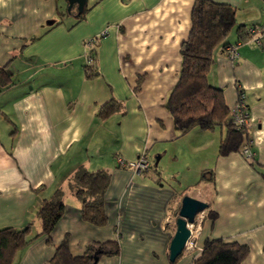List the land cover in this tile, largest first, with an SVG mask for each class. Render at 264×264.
<instances>
[{
	"label": "crops",
	"instance_id": "crops-1",
	"mask_svg": "<svg viewBox=\"0 0 264 264\" xmlns=\"http://www.w3.org/2000/svg\"><path fill=\"white\" fill-rule=\"evenodd\" d=\"M213 1L235 9L227 41L237 43L238 58L230 61L218 46L207 78L223 89L230 110L244 93L253 162L240 152L219 156L217 128L180 136L166 108L194 0H86L79 21L66 0H0V66L8 64L13 77L0 86V228L32 221L42 199L65 188L79 167L111 175L104 226L83 221L79 201L67 193L52 242L38 237L12 264H47L66 235L73 256L101 246L96 264H190L215 238L247 245L241 264H264V34L255 44L237 33L239 25H264V0ZM86 65L98 75L86 77ZM112 99L120 111L100 119L99 108ZM140 154L151 165L146 173L116 162ZM205 169L210 180H200ZM185 195L207 208L194 249L171 262ZM116 240L118 252L109 253L114 248L103 243Z\"/></svg>",
	"mask_w": 264,
	"mask_h": 264
},
{
	"label": "trees",
	"instance_id": "trees-1",
	"mask_svg": "<svg viewBox=\"0 0 264 264\" xmlns=\"http://www.w3.org/2000/svg\"><path fill=\"white\" fill-rule=\"evenodd\" d=\"M84 10L76 13V21L83 18ZM234 24L235 9L231 5L213 0H194L188 36L180 45L181 63L178 78L166 101V108L180 136L195 127L204 130L224 129L218 146L219 156L232 152L241 153L248 140L246 127H239L234 123L232 110L224 102L223 89L210 84L207 78L215 49L231 44L227 38ZM259 26L261 25H239L238 38L241 41L249 40L248 29ZM98 39L99 36L92 39L90 47L93 48ZM85 70L88 78L98 75L96 68L91 65H86ZM11 83L8 64L0 66V86L7 87ZM120 109L121 103L112 99L99 108L97 116L106 119ZM4 119L9 121L7 117ZM253 159L250 162H253ZM212 174V170L205 169L200 174V180H210ZM110 177L107 170L90 171L84 166L79 167L68 178L65 188L58 187L48 198L42 199L32 221L21 228L1 227L0 264H12L16 251L40 236L45 237L47 243L52 242L51 233L64 214L67 193L79 201L83 221L95 226H104L108 220L104 208V194ZM207 216L215 217L216 213L209 210ZM33 230L35 233L32 234ZM106 244L114 248L109 253L118 252L117 240L103 243ZM100 247L88 245L82 255L73 256L69 251L66 235L55 248L47 264H93L95 259L97 263L98 257L103 253ZM248 252L249 248L244 244L228 242L221 238L206 239L200 253L193 257L190 264H241Z\"/></svg>",
	"mask_w": 264,
	"mask_h": 264
},
{
	"label": "built area",
	"instance_id": "built-area-1",
	"mask_svg": "<svg viewBox=\"0 0 264 264\" xmlns=\"http://www.w3.org/2000/svg\"><path fill=\"white\" fill-rule=\"evenodd\" d=\"M250 32V38L249 40L256 43L260 44V39L262 35L264 34V25H261L259 27H250L248 29ZM90 45V42L88 43ZM236 44L231 43L228 44L225 48L224 51L227 55V58L234 62L238 58V53L236 49ZM91 60V58H89ZM232 116L234 123L237 124L239 127H246L248 124V118H249V112L248 108L244 99V93L239 92L238 98L236 101V104L234 108L232 109ZM241 154L244 156L245 159L251 160L254 157V152L250 148V143H247L245 147L242 149ZM118 165L128 167L135 173H146L150 170L151 165L150 162L148 161L147 157L144 154H140L135 160L125 162L121 158H117L116 160ZM203 212L198 213L195 216L194 222L193 223H187V227L190 230V236L185 242L184 245V250L183 251H191L194 249V240L197 237L198 230L200 228V224L203 220Z\"/></svg>",
	"mask_w": 264,
	"mask_h": 264
},
{
	"label": "water",
	"instance_id": "water-1",
	"mask_svg": "<svg viewBox=\"0 0 264 264\" xmlns=\"http://www.w3.org/2000/svg\"><path fill=\"white\" fill-rule=\"evenodd\" d=\"M67 11L70 12L73 6H76L77 13H81L85 6L86 0H66ZM207 208V203L185 195L181 199L178 216L175 219V232L169 244V261L174 260L182 254L184 245L190 236V230L187 223H193L195 216ZM96 263V259L93 264Z\"/></svg>",
	"mask_w": 264,
	"mask_h": 264
},
{
	"label": "rangeland",
	"instance_id": "rangeland-1",
	"mask_svg": "<svg viewBox=\"0 0 264 264\" xmlns=\"http://www.w3.org/2000/svg\"><path fill=\"white\" fill-rule=\"evenodd\" d=\"M255 44H256V43H255ZM12 56H13V55H12ZM11 58H12V57H11ZM11 60H12V59H11ZM12 78H13V77H12V75H11V81H12ZM217 131H219V132L222 131L223 134H224V129H223V130H219V128H217Z\"/></svg>",
	"mask_w": 264,
	"mask_h": 264
}]
</instances>
